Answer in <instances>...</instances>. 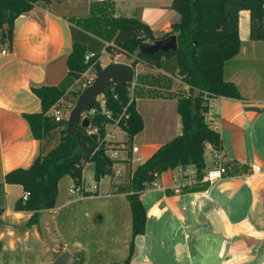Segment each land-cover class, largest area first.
I'll return each mask as SVG.
<instances>
[{
	"label": "crops",
	"instance_id": "1",
	"mask_svg": "<svg viewBox=\"0 0 264 264\" xmlns=\"http://www.w3.org/2000/svg\"><path fill=\"white\" fill-rule=\"evenodd\" d=\"M106 1L112 0H53L48 6H35L15 20L11 44L0 42L2 180L12 170L28 168L40 151V143L29 137V126L22 118L23 114L41 110L31 88L54 87L62 82L68 72L67 58L72 49L70 27L82 30L75 23L89 18L93 4ZM119 1L113 2L114 17H119L116 13ZM170 3L164 7H144L134 17L147 24L159 39L170 32L171 25L179 18L168 8ZM249 28L250 14L241 11L239 53L223 65L224 80L234 84L241 100L213 99L206 116L210 127L220 135V163L226 175L207 186L196 179L193 167L179 168L162 174L158 178L159 188L147 187L140 195L146 211V231L134 239L130 264H264V41H251ZM126 60L123 54L111 56L106 51L98 57L101 69L114 63L126 64ZM138 71L157 72L142 64L136 65L134 73ZM93 76L88 70L82 78ZM142 101L146 102L138 104L135 100V108L143 120V130L136 135L141 145L133 146L138 148L136 154L129 151V155L122 154L117 164L124 168L131 166L134 157L140 166L181 131L176 100L146 98ZM76 102L74 98L71 107ZM116 141H126L123 133H118ZM205 152L203 173L214 164L212 151L207 148ZM133 172L124 182L115 185L110 197H126L116 190L128 184ZM0 184V235L7 231L8 241L13 242L9 248H2L0 256L22 251L27 257L43 260V264L48 257L47 245L56 243L57 248L52 249L56 257L68 251L69 264L81 263L44 222L39 224L41 229H25L34 212L14 210L24 190L3 181ZM180 185L183 186L180 192L175 193L174 188ZM11 188L20 192L17 200L9 205L7 196ZM46 211L38 212L40 219ZM28 238V243L36 244L35 247L19 248L18 244H27Z\"/></svg>",
	"mask_w": 264,
	"mask_h": 264
},
{
	"label": "trees",
	"instance_id": "2",
	"mask_svg": "<svg viewBox=\"0 0 264 264\" xmlns=\"http://www.w3.org/2000/svg\"><path fill=\"white\" fill-rule=\"evenodd\" d=\"M52 1L0 0L1 44H11L17 18L35 6H48ZM168 8L175 11L179 18L171 25L170 32L159 39L174 35L177 49L155 54L140 53L133 68L142 64L157 72L133 73L125 86L109 84L103 93L105 108L112 112L113 119L125 113L108 132L105 126L111 125L112 121L99 110L87 118L89 129L97 130V142L87 135L86 130L76 126L83 134V144H79L75 137L67 134L68 121L55 122L47 115L48 111L54 106L59 107V101L86 71L90 70L95 76L101 71L98 57L102 51L111 56L123 54L129 59L139 46L152 44L158 39L149 26L136 17H114L112 1L93 4L89 18L75 23L82 30L70 27L72 49L67 58L66 77L54 87L31 88L40 101L41 110L22 115L29 126V137L40 143L39 154L28 168L12 170L3 178V184L20 186L29 193L26 200L21 197L16 201L14 210L34 212L30 218L34 221L38 212L55 207L58 182L65 176L80 187L83 195L92 194L84 190L82 182V172L88 163H94L96 179L113 177L112 166L118 162L110 160L107 152L121 147L128 152L132 139L143 130L142 117L135 108L137 97L176 100L180 134L160 146L137 167L128 184L116 190L117 194L127 195L131 212L132 240L123 264H130L133 240L146 231V211L140 200L141 193L162 174L179 168L193 167L196 179L200 180L204 175L207 146L221 148L220 135L210 127L206 116L213 99L241 100L234 84L223 78L224 63L239 53L238 21L241 11L250 14L249 39L264 41V0H173ZM87 54L94 56L88 62L85 61ZM176 78L180 80L181 88L173 89ZM80 93L73 97L77 98ZM93 108H98V104L95 103ZM118 131L125 134L128 140L104 142L106 132L114 136ZM1 187L2 184L0 190Z\"/></svg>",
	"mask_w": 264,
	"mask_h": 264
},
{
	"label": "rangeland",
	"instance_id": "3",
	"mask_svg": "<svg viewBox=\"0 0 264 264\" xmlns=\"http://www.w3.org/2000/svg\"><path fill=\"white\" fill-rule=\"evenodd\" d=\"M116 0H112V2ZM173 0H120L117 5L116 13L119 17L130 18L137 16L135 13L143 11L144 7H164V4L170 3ZM108 2V1H106ZM142 9V10H141ZM128 61V58L127 60ZM142 73L138 71V74ZM95 78V77H94ZM173 89L179 87L180 80H174ZM186 89V86L183 85ZM86 88V79L80 78L72 87L70 92L65 95L58 103L60 107L66 109L68 113L71 111L75 94L83 92ZM80 93V94H81ZM129 97L132 96V91L128 90ZM79 97V96H78ZM75 98L76 100L78 99ZM142 97H137L138 104H144ZM65 120L68 119V114H63ZM110 125H106L105 129L108 132ZM107 132L105 133L104 142L108 140ZM57 133V132H56ZM118 133L114 135L117 140ZM117 135V136H116ZM125 139L128 140V137ZM139 137H134L131 146L139 147ZM122 139V138H121ZM206 153V152H205ZM207 153L205 154V156ZM140 162L134 157L131 166L124 168L118 164H113V173L120 170L121 176H102V181L94 177L95 165L90 162L86 165L82 172V182L85 191L91 192L92 195L85 197L80 194V187L74 185L70 177L65 176L58 182L57 199L55 207L46 211L42 218L39 215L33 220L26 222L25 229L39 227L40 222H44L53 230L61 243L67 245L68 249L74 256H78L80 264H123L128 257L129 245L131 242V212L129 200L125 196L110 197L116 184L124 182L130 172L137 169ZM0 178V183H2ZM73 189L79 193L70 194ZM19 189L11 188L9 190L7 203L12 205L19 197ZM4 203V202H3ZM6 203V202H5ZM5 205V204H4ZM0 235V252L2 248L12 245L13 242L8 241L7 231H3ZM41 234V232H40ZM30 238L27 239V244H18V247L30 248L35 247L36 244H29ZM51 239V237H49ZM49 239L47 241H49ZM7 243V244H6ZM134 245V240H133ZM48 257L44 262L51 264L56 256L52 249L57 248L56 243L48 244ZM32 248V249H33ZM11 249V248H10ZM27 254L26 250L24 251ZM134 252V250H133ZM75 254V255H74ZM132 259V258H131ZM43 261V260H42ZM36 258L27 257L22 251L19 253H7L0 256V264H42ZM43 263V264H44ZM75 261L73 264H76Z\"/></svg>",
	"mask_w": 264,
	"mask_h": 264
},
{
	"label": "water",
	"instance_id": "4",
	"mask_svg": "<svg viewBox=\"0 0 264 264\" xmlns=\"http://www.w3.org/2000/svg\"><path fill=\"white\" fill-rule=\"evenodd\" d=\"M177 49L176 37L174 35L165 39H158L152 44H145L139 46L132 53L126 64L114 63L96 75L92 84L86 87L79 95L76 104L68 113L64 110V114H68L67 134L76 138L79 144H83V134L76 128L79 126L81 129L87 130L89 128V120L83 117L89 112L96 103V100L101 96L109 84L118 86H125L133 77L134 68L140 53L155 54L157 52H167ZM91 139L97 142V134H91ZM70 254L68 251L61 252L51 264H69Z\"/></svg>",
	"mask_w": 264,
	"mask_h": 264
},
{
	"label": "built area",
	"instance_id": "5",
	"mask_svg": "<svg viewBox=\"0 0 264 264\" xmlns=\"http://www.w3.org/2000/svg\"><path fill=\"white\" fill-rule=\"evenodd\" d=\"M5 51H2V54L5 55ZM93 54H87L85 56V61L88 62L93 58ZM94 77H96L95 75L91 78H87L86 79V87L90 86L94 80ZM114 85V84H112ZM109 86V85H108ZM96 103L98 104V108L94 109L92 108L89 112H87L83 117L88 118L89 116L94 115L98 110L106 117V119L112 121V124L110 125L112 126H116L119 122V120L121 119V117L124 115L125 112H123L121 114L120 117H118L117 119H113L114 116L112 114L111 111L107 110L105 108V101L103 99V94L101 96H99L96 100ZM63 109L61 107H54L49 113L48 116L50 118H53V120L55 122H61L63 121ZM87 135H91V134H97V130L96 129H87L86 131ZM108 135V140H115L113 135ZM207 148L212 151V159H213V167L210 168L209 170H207L204 175L202 176V178L199 180L200 183H203L204 185L207 186H212L215 183L219 182L220 180H222L224 178V176L226 175V169L224 166H222V164L220 163V155H219V149H215L213 146L208 145ZM206 148V149H207ZM130 154H136L138 152V148L137 147H131L129 150ZM128 152L126 150H124L123 147L119 148V149H114V150H110L107 152V156L110 160L112 161H116L118 163L121 162L122 158V154H127ZM117 164V163H116ZM113 177L115 176H121V172L120 170H116L113 175ZM99 181H102V178H100ZM148 187L150 188H159V183H158V179H156L155 181L151 182ZM183 186H178L176 188H174V192L175 193H179L181 188ZM70 194H76L77 196H79V193L82 194L81 192H77L73 189L70 190L69 192ZM29 196L28 192H24L22 195V199L26 200Z\"/></svg>",
	"mask_w": 264,
	"mask_h": 264
}]
</instances>
